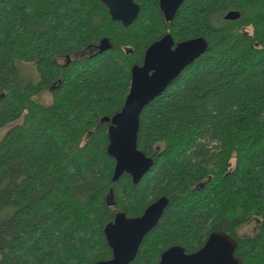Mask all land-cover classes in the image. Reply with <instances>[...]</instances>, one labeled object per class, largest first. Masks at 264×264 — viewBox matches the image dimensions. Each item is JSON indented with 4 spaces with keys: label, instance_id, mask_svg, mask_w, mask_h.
<instances>
[{
    "label": "trees",
    "instance_id": "trees-1",
    "mask_svg": "<svg viewBox=\"0 0 264 264\" xmlns=\"http://www.w3.org/2000/svg\"><path fill=\"white\" fill-rule=\"evenodd\" d=\"M136 1L124 26L100 0H0V128L20 120L0 139V264L108 259L105 226L161 196L168 204L131 264H155L174 244L194 252L215 230L234 237L243 264H264V0H185L171 22L159 0ZM230 10L240 16L224 19ZM167 33L208 48L140 113L150 170L137 184L112 181L105 118ZM251 221L255 233L239 236Z\"/></svg>",
    "mask_w": 264,
    "mask_h": 264
},
{
    "label": "water",
    "instance_id": "water-1",
    "mask_svg": "<svg viewBox=\"0 0 264 264\" xmlns=\"http://www.w3.org/2000/svg\"><path fill=\"white\" fill-rule=\"evenodd\" d=\"M108 9L110 18L130 25L139 14V5L134 0H100ZM185 0H159V8L166 22H171L179 6ZM240 16L236 10L224 15L226 20ZM111 45L104 41L100 50ZM208 48L202 36L182 40L174 44L169 33L152 42L145 50L141 65L130 70V86L123 106L111 118L108 125L107 153L114 159L112 181L128 174L137 184L150 170L153 159L138 148L137 134L139 117L143 108L160 95L166 87ZM168 204L161 196L151 202L134 217L118 214L104 228V236L111 250V257L94 264H131L136 257L144 236L158 223ZM238 243L233 236L215 230L208 234L204 244L194 252L174 244L166 248L155 264H243L235 254Z\"/></svg>",
    "mask_w": 264,
    "mask_h": 264
},
{
    "label": "rangeland",
    "instance_id": "rangeland-1",
    "mask_svg": "<svg viewBox=\"0 0 264 264\" xmlns=\"http://www.w3.org/2000/svg\"><path fill=\"white\" fill-rule=\"evenodd\" d=\"M249 29L250 28H247V30H249ZM15 64L18 67L21 74L28 75L32 79L33 82H37L39 80V75H38V73L35 69V65L33 63L16 61ZM40 101L46 105L51 103L52 97H51V94L49 93V91H46L41 95ZM19 122H20V120L12 123L10 125H7L5 127L0 128V139L3 137V135L5 134V132L7 131V129L11 125H14L15 123H19ZM256 225L257 224H255V222L251 221L248 224H245L241 228H239L237 230V233L239 236L252 235L256 231Z\"/></svg>",
    "mask_w": 264,
    "mask_h": 264
},
{
    "label": "flooded vegetation",
    "instance_id": "flooded-vegetation-1",
    "mask_svg": "<svg viewBox=\"0 0 264 264\" xmlns=\"http://www.w3.org/2000/svg\"><path fill=\"white\" fill-rule=\"evenodd\" d=\"M138 5H139V3L136 1V0H134ZM180 7V6H179ZM160 9V8H159ZM139 11H140V5H139ZM161 11V10H160ZM162 13V12H161ZM160 39V38H159ZM158 40V39H157ZM156 41V40H155ZM174 41V40H173ZM177 42H174V44H176ZM143 60V59H142ZM142 63V62H141ZM137 65H141V64H137Z\"/></svg>",
    "mask_w": 264,
    "mask_h": 264
}]
</instances>
